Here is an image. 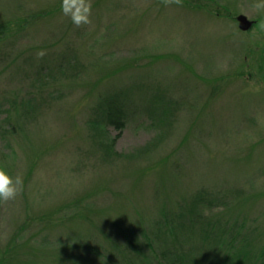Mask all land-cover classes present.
<instances>
[{"label":"rangeland","instance_id":"374dc122","mask_svg":"<svg viewBox=\"0 0 264 264\" xmlns=\"http://www.w3.org/2000/svg\"><path fill=\"white\" fill-rule=\"evenodd\" d=\"M256 2L91 0V23L76 27L62 0H0V168L23 181L0 201L2 264L112 260L89 246L147 230L162 204L202 188L242 189L232 220L264 240ZM113 95L126 112L122 158L103 146L117 135L103 121Z\"/></svg>","mask_w":264,"mask_h":264},{"label":"trees","instance_id":"16d2710c","mask_svg":"<svg viewBox=\"0 0 264 264\" xmlns=\"http://www.w3.org/2000/svg\"><path fill=\"white\" fill-rule=\"evenodd\" d=\"M125 118L124 101L117 95L107 98L104 125L117 135L103 146L114 158L124 157L115 153L113 146ZM244 196L239 188H202L170 208L162 204L157 221L147 230H129L121 242L105 237L104 246L89 247L92 254L102 255L107 248L113 252L112 260L102 255L101 264H264V240L253 234L247 219L232 220L230 208Z\"/></svg>","mask_w":264,"mask_h":264},{"label":"clouds","instance_id":"9594fccd","mask_svg":"<svg viewBox=\"0 0 264 264\" xmlns=\"http://www.w3.org/2000/svg\"><path fill=\"white\" fill-rule=\"evenodd\" d=\"M165 5H181V0H163ZM62 13L69 17L76 27L91 23V0H62ZM257 12H264V0H259L252 5ZM264 27V25H262ZM45 52L37 53L43 57ZM23 188V181L20 176L11 177L4 169L0 168V201L8 202L15 200Z\"/></svg>","mask_w":264,"mask_h":264},{"label":"water","instance_id":"95a60500","mask_svg":"<svg viewBox=\"0 0 264 264\" xmlns=\"http://www.w3.org/2000/svg\"><path fill=\"white\" fill-rule=\"evenodd\" d=\"M237 22L239 29L244 32L249 31L254 25V21L249 20L245 15H239Z\"/></svg>","mask_w":264,"mask_h":264}]
</instances>
